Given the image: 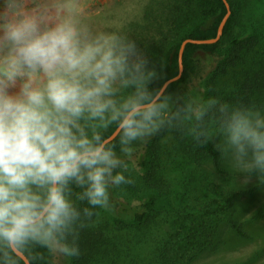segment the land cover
<instances>
[{
    "label": "trees",
    "instance_id": "16d2710c",
    "mask_svg": "<svg viewBox=\"0 0 264 264\" xmlns=\"http://www.w3.org/2000/svg\"><path fill=\"white\" fill-rule=\"evenodd\" d=\"M243 1L228 0L231 13L217 41L185 45L180 78L155 102V127L145 144V156L127 164L124 175L132 183L109 186V207L91 208L79 198L84 189L69 181L66 198L80 213L62 241L79 248L69 264H187L206 248L217 222L227 220L235 232L247 234L235 218L239 196L246 191L223 164L222 144L233 113L247 115L264 109V36L260 33L264 26L252 23L239 30ZM226 12L223 0H150L140 21L130 26L122 40L125 47L134 44L135 50L128 57L130 70L112 84L110 98L116 106L126 101L150 102L179 73L183 41L216 37ZM214 55L220 59L211 74L201 78L198 88H189L201 63L209 67L206 60ZM140 63L137 72L133 65ZM229 69H235L233 77L223 80ZM178 92L181 99L159 122L163 103ZM79 123L89 137L95 131L102 139L118 125L113 122L104 128L102 121L89 119L87 113ZM121 135L108 144L116 154L140 140L122 145ZM192 184H197V192ZM180 200L185 204L179 205ZM85 208L95 213L90 220L84 216ZM101 214L106 219L100 223L96 218ZM130 220L136 231L131 239L118 232L106 233L107 222L116 225ZM19 249L30 264H51L52 247L29 240ZM0 264L26 263L0 240Z\"/></svg>",
    "mask_w": 264,
    "mask_h": 264
},
{
    "label": "clouds",
    "instance_id": "9594fccd",
    "mask_svg": "<svg viewBox=\"0 0 264 264\" xmlns=\"http://www.w3.org/2000/svg\"><path fill=\"white\" fill-rule=\"evenodd\" d=\"M134 50V44L125 47L114 35L91 37L70 21L49 25L43 14H29L16 0H5L0 9V240L12 251L33 240L78 256V246L62 243L80 218L65 195L69 181L84 189L80 200L105 209L110 185L132 183L124 175L127 163L110 141L95 131L89 137L79 121L87 113L104 128L118 122L122 145L154 129V102L126 101L118 108L110 98L113 82L130 70ZM141 67L133 65L137 72ZM41 74L44 83L34 86ZM261 129L264 120L253 122L240 112L227 125L238 157L250 148L253 163L246 167L264 172ZM121 151L130 155L132 148ZM94 214L84 209L87 219Z\"/></svg>",
    "mask_w": 264,
    "mask_h": 264
},
{
    "label": "rangeland",
    "instance_id": "374dc122",
    "mask_svg": "<svg viewBox=\"0 0 264 264\" xmlns=\"http://www.w3.org/2000/svg\"><path fill=\"white\" fill-rule=\"evenodd\" d=\"M16 2L21 10L29 14H43L44 22L49 25L70 21L79 30L86 32L91 37L101 34L114 35L122 43L130 26H133L136 21H140L146 4L150 0H16ZM4 3L5 0H0V9ZM241 11L242 14L237 20L239 30L245 27L248 29L252 23H258L261 25L260 28L264 26V0H244ZM260 33L263 38L264 31L261 30ZM219 59L217 55L208 57L206 62L210 66L207 68L204 67L205 62L201 63L203 66L200 72L191 79L188 87L198 88L201 78L211 74ZM234 70L229 69L223 80H231ZM44 79L42 74L38 76L34 86H41ZM117 81L118 77L113 83L115 84ZM19 86V82H17L16 88L18 89ZM180 99L181 94L178 92L172 94L163 103L158 113L159 122ZM247 116L253 122L257 119L264 120V109L248 113ZM150 136L151 134L148 133L140 137L136 144H134L136 141L133 142L134 145L130 146L132 148L130 155L122 153L117 154V156L127 164L136 162L137 159L145 156V144ZM165 139L168 140L167 137ZM222 144L224 149L223 164L227 166L230 173L236 175L237 184L246 191L239 196L235 218L242 223L241 225L246 229L247 234H238L227 220H221L216 223L217 226L208 238L206 248L187 264H264V172L246 167V165L253 163L250 148H246V155L238 157L235 147L229 141V135L224 138ZM235 183L234 179V185ZM194 186L197 192V184ZM180 204L184 205L185 203L180 200ZM262 208L263 210H260ZM101 215L98 216V219L96 218L97 222H105L106 215ZM106 224L110 228L109 231L104 229L107 234L118 232L120 235L131 239L136 232L132 231L134 228H131L133 225L131 220L116 225L113 222ZM50 259L51 264H69L70 261V257L60 253L54 247H52Z\"/></svg>",
    "mask_w": 264,
    "mask_h": 264
},
{
    "label": "water",
    "instance_id": "95a60500",
    "mask_svg": "<svg viewBox=\"0 0 264 264\" xmlns=\"http://www.w3.org/2000/svg\"><path fill=\"white\" fill-rule=\"evenodd\" d=\"M224 1V3H225V5H226V7H227V12H226V14H225V16L222 18V21H221V23H220V25H219V27H218V31H217V36L216 37H214V38H210V39H186V40H184L183 41V43H182V45H181V47H180V52H179V73L176 75V76H174V77H172V78H170V79H168L164 84H163V86H162V88L160 89V91L157 93V95L150 101V102H148V103H145V105L146 104H149V103H155L160 97H161V95L163 94V92L165 91V89L168 87V85L170 84V83H172V82H174V81H176L177 79H179L180 78V76H181V73H182V71H183V64H182V54H183V50H184V47H185V45L188 43V42H192V43H212V42H215V41H217L219 38H220V36H221V34H222V32H223V28H224V25H225V23H226V20H227V18H228V16L230 15V13H231V9H230V5H229V2H228V0H223ZM119 134V132H118V127L116 128V130L108 137V138H106V139H108L109 141H111V140H113L117 135ZM114 137V138H113ZM15 253L18 255V256H20L23 260H24V262L26 263V264H30V261H29V259L27 258V256L20 250V249H18L17 251H15Z\"/></svg>",
    "mask_w": 264,
    "mask_h": 264
}]
</instances>
